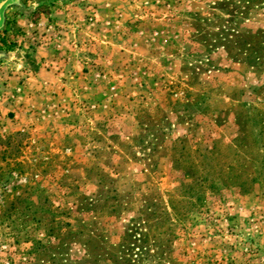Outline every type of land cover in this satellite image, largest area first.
I'll list each match as a JSON object with an SVG mask.
<instances>
[{
  "label": "rangeland",
  "instance_id": "374dc122",
  "mask_svg": "<svg viewBox=\"0 0 264 264\" xmlns=\"http://www.w3.org/2000/svg\"><path fill=\"white\" fill-rule=\"evenodd\" d=\"M0 264H264V0H0Z\"/></svg>",
  "mask_w": 264,
  "mask_h": 264
}]
</instances>
